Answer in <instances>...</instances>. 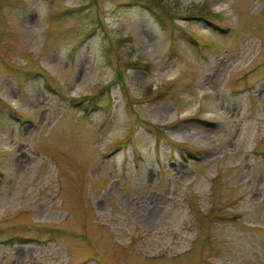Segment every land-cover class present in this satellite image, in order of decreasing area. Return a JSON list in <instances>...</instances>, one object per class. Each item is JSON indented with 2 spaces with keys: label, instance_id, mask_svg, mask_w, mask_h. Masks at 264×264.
<instances>
[{
  "label": "rangeland",
  "instance_id": "1",
  "mask_svg": "<svg viewBox=\"0 0 264 264\" xmlns=\"http://www.w3.org/2000/svg\"><path fill=\"white\" fill-rule=\"evenodd\" d=\"M0 264H264V0H0Z\"/></svg>",
  "mask_w": 264,
  "mask_h": 264
},
{
  "label": "trees",
  "instance_id": "2",
  "mask_svg": "<svg viewBox=\"0 0 264 264\" xmlns=\"http://www.w3.org/2000/svg\"><path fill=\"white\" fill-rule=\"evenodd\" d=\"M147 9H148V11H150L154 16H156V17H159L160 19L162 18V17H160V16H158V15H160L159 14V12L158 11H156L155 9V11L156 12H154V11H152L153 10V7H150V6H145ZM169 18H170V16H169ZM173 17H171V19H172ZM174 19V18H173ZM163 130V129H162Z\"/></svg>",
  "mask_w": 264,
  "mask_h": 264
}]
</instances>
